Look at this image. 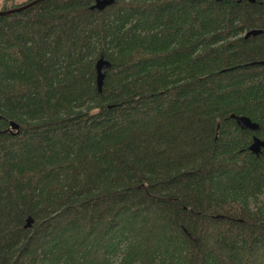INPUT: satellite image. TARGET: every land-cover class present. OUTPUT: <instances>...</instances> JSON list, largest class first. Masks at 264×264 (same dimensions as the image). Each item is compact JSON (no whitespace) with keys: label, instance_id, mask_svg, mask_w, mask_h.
Instances as JSON below:
<instances>
[{"label":"trees","instance_id":"trees-1","mask_svg":"<svg viewBox=\"0 0 264 264\" xmlns=\"http://www.w3.org/2000/svg\"><path fill=\"white\" fill-rule=\"evenodd\" d=\"M94 3L0 15V264H264V0Z\"/></svg>","mask_w":264,"mask_h":264},{"label":"water","instance_id":"water-1","mask_svg":"<svg viewBox=\"0 0 264 264\" xmlns=\"http://www.w3.org/2000/svg\"><path fill=\"white\" fill-rule=\"evenodd\" d=\"M41 0H31L25 4H22L20 6H16V7H12V8H6V9H0V15H5V14H9V13H13V12H17V11H21L31 5L36 4L37 2H39ZM114 0H95V3L93 4L92 7H97L99 9H103L105 8L108 4H111ZM254 1V0H252ZM263 29L259 28V29H251L248 32H246V36H249L251 34H257L259 32H262ZM257 62L259 63H263L264 64V59L263 60H258ZM111 61L105 57L104 54H101L95 63V70H96V82H97V86L99 91L102 90V86L104 83V79L107 73V69L111 66ZM231 117L235 118L237 123L243 127V128H251V129H256L259 127L258 123L254 120H252L248 115L245 114H235V113H231ZM20 125L14 121V120H10V126L9 128L16 129L18 131ZM264 146V138H261L257 135L253 136L252 142L249 146V148L255 152L256 154H259L261 152L262 147ZM32 219H30L29 224H31Z\"/></svg>","mask_w":264,"mask_h":264},{"label":"bare ground","instance_id":"bare-ground-1","mask_svg":"<svg viewBox=\"0 0 264 264\" xmlns=\"http://www.w3.org/2000/svg\"><path fill=\"white\" fill-rule=\"evenodd\" d=\"M98 49V48H97ZM97 51V50H96ZM101 52V51H100ZM98 53V52H97ZM97 60V59H96ZM96 63V62H95ZM236 114V113H235ZM230 116H231V114H230ZM233 118V117H232ZM235 119V118H234ZM236 120V119H235ZM251 144V143H250ZM250 146V145H249ZM30 219H32V217L31 216H28L27 217V219H26V224H25V226L26 227H28V226H30L31 224H32V222H33V219H32V222H31V224H29V222H30ZM117 258V257H116ZM121 258V257H120ZM116 261V260H115Z\"/></svg>","mask_w":264,"mask_h":264},{"label":"rangeland","instance_id":"rangeland-1","mask_svg":"<svg viewBox=\"0 0 264 264\" xmlns=\"http://www.w3.org/2000/svg\"><path fill=\"white\" fill-rule=\"evenodd\" d=\"M16 1H23V0H16ZM2 6V4H0V7Z\"/></svg>","mask_w":264,"mask_h":264}]
</instances>
